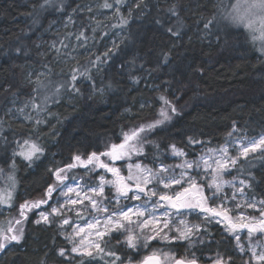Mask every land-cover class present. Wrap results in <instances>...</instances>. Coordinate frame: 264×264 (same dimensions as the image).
Wrapping results in <instances>:
<instances>
[{"label": "trees", "instance_id": "trees-1", "mask_svg": "<svg viewBox=\"0 0 264 264\" xmlns=\"http://www.w3.org/2000/svg\"><path fill=\"white\" fill-rule=\"evenodd\" d=\"M42 2L0 0V118L5 125L0 148L3 142H9L12 155L15 142L30 137L41 141L44 149L42 157L34 163H19V187L11 214L26 199L43 198L54 179L50 169L74 163L75 155L85 158L93 151H106L112 143L122 141V132L147 120L144 114L129 116L126 110L136 106L141 97L158 98L157 91L145 88L148 75L158 78L163 91L169 88L163 95L177 108L171 113V120L149 136L148 152L143 157L147 162L168 160L173 144L195 158L207 146L222 144L234 128L247 136L264 133V60L247 33L222 24L216 25L213 34H206L204 23L216 19L213 0H134L131 11L123 12L128 20L122 24L127 32L124 40L105 52L98 49L77 64L91 69L97 67L91 63L97 57L104 60L98 65L99 70L91 71L95 88L87 80H81L77 84L80 94L66 91L74 96L72 101H65L64 95L52 100L48 109L53 117H58L55 128L59 132L48 141L41 130L12 118L6 111V103L15 97L20 100L37 97L39 91H33L37 87L27 79L32 68L46 69L55 84L68 77L60 72L56 54L47 53L48 42L55 38L48 33L53 22L67 20L66 32H83L87 36L93 28L88 10L79 8L85 0H68L62 12L42 11L39 9ZM172 5L176 6L183 26L176 16L168 13ZM169 27L174 31L180 28V35L172 36L167 31ZM147 114L153 117L155 113ZM190 136L205 143L190 145ZM151 142L158 144L159 149ZM240 166L245 169L240 175L252 180L248 194L264 199V158L256 153ZM4 225L7 227L8 223ZM28 227L36 232L38 240L32 242L31 235H26L16 249L0 257V264H40L42 259L46 264H59L56 252L62 240L58 233L31 224ZM203 227L207 229V238L191 251L184 241L172 244L152 241L148 248L139 251L127 249L115 238L108 241L122 258L126 259L125 253L131 255L133 263L149 255L153 248L164 247L177 258L194 252L199 262L210 264V258L226 247L227 237L212 224L204 223Z\"/></svg>", "mask_w": 264, "mask_h": 264}, {"label": "snow or ice", "instance_id": "snow-or-ice-1", "mask_svg": "<svg viewBox=\"0 0 264 264\" xmlns=\"http://www.w3.org/2000/svg\"><path fill=\"white\" fill-rule=\"evenodd\" d=\"M123 3L124 0H112V2L104 0L101 7L113 9L115 5V13L120 17V23L127 24V18L120 15V6ZM258 3L264 5V0H258ZM39 9L42 11L48 9H54L57 12L63 11V7L56 5L55 0H43L39 4ZM167 11L172 16H176L177 22L183 26L175 5L170 6ZM244 19L242 15L234 17L238 24L244 23ZM157 23L161 22L157 20ZM217 24L218 22L213 17L204 23L203 29L206 34L211 35ZM245 26L250 27V23ZM167 31L172 36L178 37L180 35V28H176L174 31L172 27H169ZM83 36L84 33L81 32L77 39ZM257 39L264 41V33L259 37H253V40ZM52 46L55 47V44ZM65 47L67 46L65 45ZM16 51L20 52V49ZM108 55L109 53L106 52L104 57L107 58ZM91 63L98 68V65L104 63V60L97 57L96 61ZM69 75L70 79L63 83L52 85V82L49 81L57 94H60L61 89L65 91L70 89L72 93L80 94L77 84L81 80H87L90 86L95 88L91 70L88 67H75L71 69ZM35 83L37 88L33 89L34 92H38L41 87L48 86L40 81L39 76H37ZM160 99L165 105H169L167 99L164 97H160ZM33 107L38 108L39 105L33 103ZM20 111L23 112V109ZM170 111L175 113V107H171ZM170 120L169 111L161 108L158 119L129 129L127 132H122V141L112 143L106 151L99 153L93 151L86 159L82 158L81 155H75L73 157L74 163L54 170L50 169L54 182L47 187L44 198L25 201L20 204V218L9 221L6 228L0 227V254L6 255L12 248L20 245L24 239V224L28 220V213L39 210L37 212L38 218L34 221L36 224L50 225L57 222V217L60 218L57 227L67 243L71 245L70 248H60L56 252L59 257L65 259V264H72L75 257L80 258L79 264H94V262L99 264V261H103V264H133L131 255L125 253L126 259L122 258L105 238L112 233H120L124 235L123 245L133 251L148 248L150 242L155 240L165 241L168 244L176 241H188V247L192 248L194 247L192 237L200 232L202 224H189L187 219H180L177 225L173 218L195 214L198 218L203 216L204 223L214 221L223 223L225 231L234 239L236 249L242 254L250 253V258L245 261V264H253V261L255 264H264V239L254 238L256 234L264 237V199H256L254 196L248 195V191L253 187L252 180L247 176L243 179L239 178V174L245 171L239 165L241 159L248 163L249 157L257 152L261 158H264V135H261L259 139H241L239 144L233 142L232 149L235 151V155L230 154V148L226 143L218 149L208 148L206 152L202 151L196 160H188L185 159L187 155L185 151L173 144L170 145V152L173 157L181 160L179 164H161L153 170L152 167L139 161L133 162V157L144 155V145L148 143V134ZM36 123L39 124L40 121H36ZM15 143L16 147L12 152V164L6 174V185L0 188V205L9 207L12 205L16 185L14 176L16 157L32 164L44 154L43 147L30 137ZM151 143L157 150L159 149L158 144ZM188 143L198 145L205 142L190 136ZM101 157L107 159L102 160ZM118 161L124 162L127 176L122 174L121 167L116 166ZM77 167L85 168L90 173L97 169H103L104 172L99 175L98 182L93 185L81 186L66 183L69 179L68 173ZM232 169H235L238 175L233 176L231 180H225L224 176L231 175ZM108 174H111V179L107 178ZM202 175H210L211 178L205 182ZM4 176L5 170L0 168V177ZM197 177H201V179L198 181ZM225 186L234 190L231 196L225 193ZM106 188L115 192L114 198L108 200L107 203H105L104 197ZM54 193H58V195L54 197ZM82 193L84 200L89 202L92 211L106 215L85 219L80 215V210L70 207L83 204ZM88 193L93 195L89 196ZM72 194L75 195V199L72 198ZM238 196L242 203L237 201ZM61 197H63V202H61ZM142 198L143 202L140 204L121 205L122 200L141 201ZM153 198L156 199L153 200ZM113 201L116 207L109 211V205ZM227 201H231L234 209L239 210L237 215L231 214L234 209L226 206ZM45 205L48 208L42 209V206ZM245 208L258 211L259 217L246 215ZM158 209H163L159 215L157 214ZM84 210L87 211L88 206H85ZM68 211H75L77 217L83 220L84 226L70 220L66 214ZM65 226L71 228V231H67ZM173 227H175L177 235L170 236L169 232L172 231ZM206 231L207 229H205ZM242 234L244 235L242 236ZM199 242L203 244L205 241L200 239ZM198 259L194 252L190 256L185 254L177 258L171 253V250L162 251L159 248H153L149 255H145L136 264H198ZM210 259L211 264H233L232 257L225 258L220 252H217ZM40 264H46V261L42 259Z\"/></svg>", "mask_w": 264, "mask_h": 264}, {"label": "rangeland", "instance_id": "rangeland-1", "mask_svg": "<svg viewBox=\"0 0 264 264\" xmlns=\"http://www.w3.org/2000/svg\"><path fill=\"white\" fill-rule=\"evenodd\" d=\"M67 1L68 0H55V3H56V5L62 6L64 8V6L66 4H68ZM103 2H104V0H85V2L80 4V6H79V8L84 9V10H88V12L90 13V19H91V24H92V28H93L91 35L87 36L86 34H84L83 37H81L80 39H77V37L80 35L81 32L69 33V32L65 31L66 27L68 26L67 20H63L62 22H53L51 24V26L49 27L48 33L50 34V36H53L55 38L52 40V42H50V41L48 42L47 53L56 54L55 62L59 65V67L62 68L60 70V72H64L66 75H68V77L63 78V80H61V81H55L56 84L63 83L64 81L70 79L69 74H70L71 69L77 67V64L79 63V61H81L84 57H89L90 55H92L96 51L98 52L99 50L101 52H105L107 50H110V49L114 48L116 45L120 44L124 40L127 32H126L124 26H122V24L119 22L120 17L115 13V5H114L113 9H104L101 7ZM109 2H112V0H109ZM133 2H134V0H124V3L120 6V15L123 16V12H125V13L130 12L131 11V5ZM213 4H215V7L217 9L216 10L217 11L216 21L218 22V24H217L218 26L220 25V27H221V25L223 24V25H226L232 29H242V28H234L233 27V21H235L234 17L240 16V14L234 15L229 10L230 6H231V0H213ZM242 30H244L247 33L250 42L256 47L258 55L261 58H263V60H264V48H262L260 41L259 40H253V38L249 36L248 32L245 29H242ZM44 42L47 43V40L46 41L44 40ZM53 44H55V47L52 46ZM65 45L67 47H65ZM57 49H59V51H57ZM94 69H97V67L91 68L90 70L92 71ZM37 76H39L40 81H42L44 85H48V86L47 87H41L39 89L37 97L31 98V99H26V100H20L19 98H16V97L12 98L11 100H9L6 103V111L12 118L17 119V120L21 121L22 123H28L31 126L38 129L39 131L41 130L42 132H44V134L47 137L46 139L49 141V140H51V137L53 135L58 134V132H59V130L57 128H55L58 125V117H53L50 114L49 109H48L49 105L51 106L52 100H54L56 97H59L60 95H64V97H65L64 100L67 102L72 101L74 99V96L71 93H66V91L64 89H61L60 94H57L55 92V88H51V85L49 84V81H51L55 85L54 80H51L49 78L50 74L48 73V71L46 69H42V68H32L31 70H29V73L27 75L28 81L30 83H32L33 85H35V87H37V84L35 83L37 80ZM145 88H147V90L150 92L157 91L159 94H158V98H156V100L153 98L141 97V99L139 100V103L136 106L128 108L126 110V113L129 116H139L142 114L146 115L145 117L147 120L142 121L136 127H139L142 124L150 123V122L158 119L159 118V112H160L161 108H165V110L169 111V115H171V113H172L170 111L171 107H175V109L177 108L173 102H172V104L169 102V105H165L163 103V101L160 99V97H164L165 99L167 98L163 95V92L167 93L169 88L167 87L163 91L161 89V85L159 83L158 78H156L152 75H148L147 76V82L145 84ZM33 103H35L36 105H39V107L34 108ZM25 105H27V107H25ZM20 109H23V112H21ZM147 112H149V113L152 112L155 114L153 117H151V114H147ZM36 121H40V123L37 124ZM4 130H5V125H4L3 120L0 118V140H1V137L4 133ZM153 132H151L147 136L148 143L150 141L149 136ZM44 134H42V135H44ZM261 135H264V133H261L257 136H247V135L241 134L240 132H238V130L236 128H234V130L231 132V136L228 135L222 144L209 145L205 148L204 152H206L208 148L218 149L220 146L227 143L229 148H230V154L235 155V151L232 149V143L233 142H236V144H239L241 139H252V138L259 139V137ZM24 138H26V137L20 138L19 140L22 141V139H24ZM32 140L36 141L39 145H41L43 147V143L41 141H39L37 139H32ZM148 143H145V145H144V155L141 157H133V162L139 161L144 165L152 167L153 170L157 169L161 164L175 165V164L181 163V160L179 158L173 157L171 155V152H169L170 155L167 157L168 160H165V161L159 160V161H154L152 163L147 162L145 159H143V157L145 158V156L147 155ZM8 146H9V142L5 141V142H3V144L1 145V148H0V168H3L5 170V176L0 177V188L5 187V185H6V174L10 168V165L12 164V158H11L10 164L8 163V161L10 159V155H11V153L9 152ZM15 147H16V145H15ZM177 147L181 148L179 146H177ZM14 148H12V152H13ZM184 151L187 154L185 159H188V160H196L200 156L199 155L195 158H191V157H189L186 150H184ZM257 153H259V152H257ZM253 155L254 154H252V156ZM86 158L87 157H85L84 159H86ZM101 159L106 160L107 158L101 157ZM242 161H243V159H241V161L239 162V165H241ZM20 162L21 163H29L28 161L22 160L20 157H16V159H15L16 167L14 170V176H15V180H16V185H15V190L13 192V201H12L11 207H9L7 205H0V212H2V214H0V219H1L0 220V227H5L4 222L8 223L9 221H14L15 219L20 218L19 217V206L16 208L15 213L11 214L12 209L15 205V199L17 198L16 195H17V191H18V187H19V177H18L19 175H18V173H19V165H20L19 163ZM116 166L121 167L122 174L127 176V169L124 166V162L118 161V162H116ZM74 170H76V171L75 172L72 171V172L68 173L69 179L66 181V183L71 184V185L79 184L81 186L93 185V184L97 183L99 175L103 174V172H104L103 169H97L95 172L90 173L85 168H82V167H77ZM69 174L75 175V176H73L74 179H73V177H70ZM237 175H238V173L236 172V170L232 169L231 175H225L224 179L225 180H231V179H233V176H237ZM107 178L111 179V174H108ZM202 178L205 182H207V180H209L211 178V176L210 175H207V176L202 175ZM239 178L243 179V177L240 174H239ZM197 179L199 181L201 179V177H197ZM53 182H54V179H53L52 183ZM149 187H151V186H149ZM224 191L229 196H231V194L234 190L228 186H225ZM56 195H58V193H54V197ZM88 195L91 196L93 194L88 193ZM114 196H115L114 190H111L108 188L105 189V193H104L105 203H107L108 200H112L114 198ZM250 196H252V195H250ZM254 197L256 199H263V198H258L256 196H254ZM43 198H44V196H43ZM72 198L73 199L76 198L74 194H72ZM81 199L83 200V204H77L75 206H70V207H73L74 209L80 210V215L83 216L85 219H89L92 216L103 217L106 215L105 213L92 211L91 207L89 205V202L87 200H84V194L83 193L81 194ZM155 199L156 198H153V200H155ZM25 201H32V200L26 199ZM25 201H23L22 203H24ZM237 201L242 203L239 196L237 197ZM61 202H63V197H61ZM142 202H143V198L141 201H132V200L125 201V200H122L121 205L132 206V205L140 204ZM22 203H20V204H22ZM50 203H52V201H50ZM217 203H219V201H217ZM85 206H88L87 211L84 210ZM226 206L234 209V205L231 203V201H227ZM115 207H116V205L113 201V203L111 205H109V211H111ZM149 207H151L150 204H149ZM46 208H48V206H46V205L42 206V209H46ZM48 210H50V209H48ZM38 211L39 210H34L33 212L28 213V220L24 224V239L22 241L26 240V238H25L26 235H27V237H28V235L29 236L31 235L30 240H32V242H35L38 240V236L35 235L36 232H33V230L29 231L30 228L28 226L31 224L32 226L38 227V228L42 229L43 231L44 230L48 231L47 229L55 230L62 240V245L59 247V249L60 248H70L71 245H69L67 243L64 236L60 233V230L57 227V223L59 222L60 218L57 217V222L50 224V225L36 224V223H34V221L38 218L37 217ZM161 211H163V209H158L157 214L159 215V212H161ZM244 212L246 215L259 217L258 211H254L252 209L245 208ZM238 213H239V210L234 209L231 214L233 216H235ZM66 214L70 218V220L75 221L80 226H84L83 220H81L77 217L75 211H68ZM173 219H174L175 224H177V225H178L180 219H187L189 224H202L200 232L192 237V242L194 243V247L197 244H200V242H199L200 239H203L204 241L206 240L208 233L205 232L204 227H203L204 226L203 216L198 218L195 214H188L186 216L174 217ZM2 220H6V221H2ZM208 224L214 225V228L216 230L220 229L222 235H226L227 238H224L226 240V243H227V244H225L226 247H223L222 249L219 250V252L225 256V258H227L229 256L232 257V260L235 264H245V261L249 260L250 253L242 254L236 249L235 241L232 238V236L225 231V227H224L223 223H216L214 221V222L208 223ZM65 228L67 231H69V232L71 231V228H68V226H65ZM165 231H168V230L165 229ZM169 235L170 236L177 235V233L175 231V227H173L172 231L169 232ZM243 235L244 234H242V236ZM109 238L118 239L119 244H123L122 242L124 241V235H122L120 233H112L109 237H106L105 239L108 240ZM254 238L255 239H264V237H261L259 234H256V236ZM155 241H159V240H155ZM32 242H30V244H32ZM160 242L165 243V241H160ZM184 242L186 243V247L188 248V251H191L194 248V247H192V248L188 247V243H189L188 241H184ZM245 243H246V239H245ZM16 248H17V246H15L12 249H16ZM143 249H145V248H143ZM160 249L162 251H170L168 249H165L164 247H162ZM171 253L174 256H176V254L174 252L171 251ZM2 256H3V254H0V257H2ZM56 258L58 260H61V262L59 264H62L63 262H65V259L59 257L57 254H56ZM79 259H80L79 257H75L73 259V262H76V261L79 262ZM97 260H99V258H97ZM94 264H95V262H94ZM99 264H103V261H99ZM133 264H136V263H133ZM210 264H211V262H210ZM253 264H255L254 261H253Z\"/></svg>", "mask_w": 264, "mask_h": 264}, {"label": "clouds", "instance_id": "clouds-1", "mask_svg": "<svg viewBox=\"0 0 264 264\" xmlns=\"http://www.w3.org/2000/svg\"><path fill=\"white\" fill-rule=\"evenodd\" d=\"M229 10L234 15L240 14L245 18L244 23L241 24L233 21L234 28L245 29L252 38L264 33V5H260L258 0H231ZM249 23L250 27H246L245 25ZM259 41L261 46L264 45V41Z\"/></svg>", "mask_w": 264, "mask_h": 264}, {"label": "water", "instance_id": "water-1", "mask_svg": "<svg viewBox=\"0 0 264 264\" xmlns=\"http://www.w3.org/2000/svg\"><path fill=\"white\" fill-rule=\"evenodd\" d=\"M198 264H204V263H201V262L198 261Z\"/></svg>", "mask_w": 264, "mask_h": 264}]
</instances>
